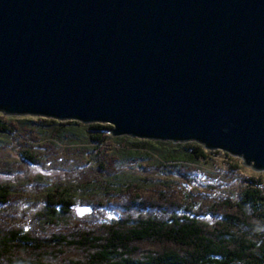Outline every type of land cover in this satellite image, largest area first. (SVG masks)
I'll return each instance as SVG.
<instances>
[{
  "label": "water",
  "instance_id": "obj_1",
  "mask_svg": "<svg viewBox=\"0 0 264 264\" xmlns=\"http://www.w3.org/2000/svg\"><path fill=\"white\" fill-rule=\"evenodd\" d=\"M0 111L264 171V0H0Z\"/></svg>",
  "mask_w": 264,
  "mask_h": 264
},
{
  "label": "trees",
  "instance_id": "obj_2",
  "mask_svg": "<svg viewBox=\"0 0 264 264\" xmlns=\"http://www.w3.org/2000/svg\"><path fill=\"white\" fill-rule=\"evenodd\" d=\"M37 118L43 134L74 146L62 163L75 162L52 181L38 175L37 188L28 180L18 187L0 183V264H264L262 174L211 195L162 178L164 169L162 175L127 178L126 161L159 155L173 162V152H185L189 162L209 161L214 151L196 143L179 144L182 151L171 142L114 137L111 124ZM25 121L0 111V136L21 131L18 122ZM28 147L21 156L39 164ZM228 154L234 172L245 168ZM169 165L161 162L160 168ZM26 195L37 198L34 206ZM86 201L96 208L77 218L74 208ZM110 209L119 216L108 221L102 212Z\"/></svg>",
  "mask_w": 264,
  "mask_h": 264
},
{
  "label": "rangeland",
  "instance_id": "obj_3",
  "mask_svg": "<svg viewBox=\"0 0 264 264\" xmlns=\"http://www.w3.org/2000/svg\"><path fill=\"white\" fill-rule=\"evenodd\" d=\"M7 117H14L18 120L26 121L25 123L18 122L21 127V131H15L13 134L0 136V183H12L18 187V185L23 184L24 180H28L29 184L32 185L29 186L30 188H37L39 187L37 186L39 183L36 181L38 175H51V177L47 178L46 181H52L53 179L64 174L63 171L68 170V166L71 164V162H73L74 159L68 161L66 164H63L62 161L65 159L64 155L72 151V148L74 147L72 144L65 143L62 138L57 136L53 137L51 133L48 135L43 134L42 132H44L45 129L40 128L41 126H39V124L36 122L38 120L37 117ZM166 142L173 143L175 145L173 146L174 148L178 147L176 149H180L182 151L184 149H182L183 147L178 146L179 144H199L195 141H190L187 143H175L172 141ZM29 144L33 146L31 151L34 152L33 156L37 159V161L40 160L39 164L27 162L21 156V152L24 149H28ZM54 144L55 146H53ZM213 151L214 153L211 154V159L209 161L200 159L198 161L189 162L187 161L188 156L185 154V152H173L177 159L173 162H168L159 155L156 156V159L146 158L143 160L138 159L126 161L124 162V173L126 174L125 177L128 178V176H130L139 179L143 176H150L156 173L162 175L160 172L164 169L166 173L162 175V178H178V180H180L178 182L183 184V186L191 185L192 187H190L194 188L193 190H197L202 195H207V193L211 191H216L222 188H232L233 186L237 187L244 183L243 179H247L251 177V175H256V177H258V174H262V178L264 180V171H259L253 169L251 166L245 165L244 160L241 157L230 154L232 157L237 159L238 163H241V165L245 167L239 172H234L232 165L235 163V161L225 157L224 154L227 153H225L223 150L216 149ZM217 151L221 153H218ZM39 152H41L42 155H45L41 157L42 155ZM88 157L91 161H93V163L96 162L95 153L88 155ZM157 160H159V163ZM161 162L171 164L169 165V169L160 168ZM89 165L90 162H88V166ZM217 167H222V170ZM227 168L230 169L229 172L231 173L226 174L225 169ZM231 176H234L235 179L231 178ZM209 195L211 194L209 193ZM29 196L26 195L28 198L25 200H27L28 204L34 206L36 204L34 201L37 198L33 199ZM82 202L78 203V205L74 208L73 213L77 218H85L94 211V208H96V206L88 205L87 201L86 203ZM37 204H39L38 206L41 207V203ZM102 213H104L102 218H106L108 221L119 216V213L114 209L104 210ZM21 218H24V215L21 217L19 216L18 220Z\"/></svg>",
  "mask_w": 264,
  "mask_h": 264
},
{
  "label": "bare ground",
  "instance_id": "obj_4",
  "mask_svg": "<svg viewBox=\"0 0 264 264\" xmlns=\"http://www.w3.org/2000/svg\"><path fill=\"white\" fill-rule=\"evenodd\" d=\"M29 116H32V115H29ZM37 117V116H36Z\"/></svg>",
  "mask_w": 264,
  "mask_h": 264
}]
</instances>
